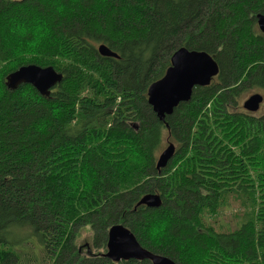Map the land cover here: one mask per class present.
I'll use <instances>...</instances> for the list:
<instances>
[{
	"label": "trees",
	"instance_id": "trees-1",
	"mask_svg": "<svg viewBox=\"0 0 264 264\" xmlns=\"http://www.w3.org/2000/svg\"><path fill=\"white\" fill-rule=\"evenodd\" d=\"M258 14L264 0H0V264H152L104 257L114 225L176 264H264V115L238 104L264 91ZM183 47L219 71L161 122L148 89ZM28 65L64 78L49 97L8 90ZM147 194L161 207H137ZM233 198L241 226L218 233Z\"/></svg>",
	"mask_w": 264,
	"mask_h": 264
},
{
	"label": "water",
	"instance_id": "water-1",
	"mask_svg": "<svg viewBox=\"0 0 264 264\" xmlns=\"http://www.w3.org/2000/svg\"><path fill=\"white\" fill-rule=\"evenodd\" d=\"M257 24L264 34V15L257 16ZM99 53L104 57H118L105 46L99 48ZM218 71L217 63L207 53L181 48L173 54L171 67L167 70L165 77L150 86L148 103L158 119L164 122L165 118L171 116L181 103H187L191 100L195 87L208 86ZM61 80L62 75L56 73L51 67L43 69L28 65L8 75L6 86L10 90H16L20 84L29 83L40 95L47 97L50 95L51 88L55 87ZM262 101L263 97L255 94L244 103V109L255 113L259 110ZM174 152V146L169 145L158 160L157 170L167 166ZM141 205L152 209L160 208L162 201L158 195L150 194L141 199L138 206ZM104 257L114 263L129 260H149L152 264H175L168 258L143 249L135 236L122 225H115L109 230L107 252Z\"/></svg>",
	"mask_w": 264,
	"mask_h": 264
},
{
	"label": "rangeland",
	"instance_id": "rangeland-1",
	"mask_svg": "<svg viewBox=\"0 0 264 264\" xmlns=\"http://www.w3.org/2000/svg\"><path fill=\"white\" fill-rule=\"evenodd\" d=\"M254 94H260V95L263 96V103L260 105L259 111L256 112V113H251L254 116L260 117V115H264V91H261V90H251L250 92H246L240 98L238 104H239V107H240V111H241V108H242V110L244 112L249 113L246 110H244L243 104H244V102L251 95H254ZM169 144H173L174 146H176L173 143V141H171L169 139V137H167V134H165V138H164L163 145H162V147H161V149H160V151H159V153L157 154V157H156L157 158L156 159V162H157L160 154L168 147ZM156 162H155V165H156ZM228 202H229V204H228ZM227 204H228V206L223 207L221 209V211L219 212V215L221 216L222 219L218 220L216 218H212V219L208 220V223L209 224H212L211 226H213L214 223H215V221L218 220V224H216L215 226H213V227H215V229H216V231L218 233L233 232V231L237 230L238 228H240V226H241V225L240 226L238 225L239 222H240L239 214L238 213H239V209L240 208H243V205L242 206L239 205L238 200H236L234 198L233 199H230V201L228 199L227 200ZM91 237H92V234L90 233L89 230L85 229L82 232L80 239H78V241H77V245H78L79 250L83 251V249L85 250L86 247H90Z\"/></svg>",
	"mask_w": 264,
	"mask_h": 264
},
{
	"label": "bare ground",
	"instance_id": "bare-ground-1",
	"mask_svg": "<svg viewBox=\"0 0 264 264\" xmlns=\"http://www.w3.org/2000/svg\"><path fill=\"white\" fill-rule=\"evenodd\" d=\"M20 1H22V0H20ZM23 1H25V0H23ZM258 15H262V14H258ZM258 15H257V16H258ZM257 16H256V19H257ZM257 27H258V24H257ZM258 29H259V27H258ZM259 30H260V29H259ZM260 32H261V31H260ZM261 33H262V32H261ZM262 34H263V33H262ZM263 35H264V34H263ZM101 46H105V45H101ZM101 46H99V48H100ZM105 47H106L107 49H109L107 46H105ZM99 48H98V52H99ZM183 48H184V47H183ZM180 49H181V48H180ZM109 50H110V49H109ZM178 50H179V49H178ZM178 50H177V51H178ZM187 50H188V49H187ZM110 51H111V50H110ZM189 51H190V50H189ZM99 54H100V53H99ZM100 55H101V54H100ZM101 56H102V55H101ZM172 56H173V55H172ZM103 57H104V56H103ZM110 58H111V57H110ZM171 58H172V57H171ZM115 59H118V57L115 58ZM170 62H171V59H170ZM34 66H36V65H34ZM23 67H25V66H23ZM38 67H39V66H38ZM20 68H21V67H20ZM20 68H19V69H20ZM40 68H41V67H40ZM45 68H48V67H45ZM45 68H43V69H45ZM51 68H52V67H51ZM53 70H54V69H53ZM16 71H17V70H16ZM54 71H55V70H54ZM14 72H15V71H14ZM55 72H56V71H55ZM56 73H58V72H56ZM58 74H61V73H58ZM217 74H218V73H217ZM9 75H10V74H9ZM61 75H62V74H61ZM164 77H165V76H164ZM214 77H215V76H214ZM214 77H213V78H214ZM6 78H7V77H6ZM63 78H64V77H63V75H62V80H63ZM213 78H212V79H213ZM62 80H61V82H62ZM6 82H7V81H6ZM61 82L57 83L56 86H58ZM21 85H30V84H29V83H22V84H20V86H21ZM20 86H19V87H20ZM30 86H32V85H30ZM56 86H55V87H56ZM19 87H18V88H19ZM32 87H33V86H32ZM55 87L51 88V90H50V94H51V91H52ZM18 88H17V89H18ZM33 88H34V87H33ZM149 88H150V87H149ZM195 88H196V87H195ZM195 88H194V89H195ZM7 89H8V88H7ZM34 89H35V88H34ZM194 89H193V90H194ZM8 90H10V89H8ZM35 90H36V89H35ZM10 91H14V90H10ZM36 91H37V90H36ZM148 91H149V89H148ZM37 92H38V91H37ZM192 93H193V92H192ZM254 95H255V94H254ZM259 95H260V94H259ZM41 96H42V95H41ZM49 96H50V95H49ZM49 96H47V97H49ZM251 96H253V95H251ZM251 96H250V97H251ZM261 96H262V95H261ZM42 97H46V96H42ZM250 97H249V98H250ZM262 97H263V96H262ZM249 98H248V99H249ZM148 99H149V97H148ZM191 99H192V97H191ZM248 99H247V100H248ZM247 100H246V101H247ZM190 101H191V100H190ZM190 101H189V102H190ZM246 101H245V102H246ZM245 102H244V103H245ZM187 103H188V102H187ZM262 103H263V101H262ZM262 103H261V104H262ZM148 104H149V103H148ZM181 104H183V103H181ZM181 104H180V105H181ZM261 104H260V105H261ZM180 105H179V106H180ZM179 106H178V107H179ZM150 107H151V106H150ZM178 107H177V108H178ZM151 108H152V107H151ZM243 108H244V104H243ZM259 109H260V108H259ZM152 110H153V108H152ZM244 110H246V109H244ZM174 111H175V110H174ZM246 111H247V110H246ZM258 111H259V110H258ZM258 111H257V112H258ZM153 112H154V111H153ZM247 112H249V111H247ZM173 113H174V112H173ZM249 113H252V112H249ZM255 113H256V112H255ZM156 116H157V115H156ZM167 117H169V116H167ZM157 118H158V117H157ZM165 119H166V118H165ZM158 120H159V119H158ZM159 121H160V120H159ZM161 122H162V121H161ZM169 145H173V144H169ZM169 145H168V146H169ZM173 146H174V145H173ZM167 148H168V147H167ZM167 148H166V149H167ZM174 148H175V146H174ZM166 149H165V150H166ZM165 150H164V151H165ZM164 151H163V152H164ZM163 152H162V153H163ZM175 152H176V148H175ZM175 152H174L173 157H172V158L170 159V161L168 162L167 166L169 165V163L171 162V160L174 158V156H175ZM162 153H161V154H162ZM161 154H160V156H161ZM160 156H159V158H160ZM159 158H158V160H159ZM158 160H157V162H156L155 167L157 166ZM167 166H166V167H167ZM166 167H165V168H166ZM165 168H163V169H165ZM163 169H161V170H163ZM156 170H157V168H156ZM161 170H158L159 173L161 172ZM147 195H150V194H147ZM153 195H158V194H153ZM144 196H146V195H144ZM144 196H143V197H144ZM158 196H159V195H158ZM143 197H142V198H143ZM159 197H160V196H159ZM142 198H141V199H142ZM160 198H161V197H160ZM141 199H140V201H141ZM140 201H139V202H140ZM161 201H162V199H161ZM139 202L137 203V207H139V206H138ZM141 206H145V205H141ZM145 207H147V206H145ZM147 208H148V207H147ZM149 209H152V208H149ZM154 209H158V208H154ZM114 226H115V225H114ZM122 226H123V225H122ZM112 227H113V226H112ZM112 227H111V228H112ZM111 228H110V229H111ZM125 228H126V227H125ZM110 229H109V230H110ZM126 229H127V228H126ZM128 230H129V229H128ZM129 231H130V230H129ZM130 232H131V231H130ZM108 233H109V231H108ZM132 234H133V233H132ZM135 238H136V237H135ZM136 240H137V239H136ZM137 242H138V241H137ZM107 243H108V238H107ZM138 243H139V242H138ZM139 245H140V244H139ZM140 246H141V245H140ZM141 247H142V246H141ZM142 248H143V247H142ZM143 249H144V248H143ZM106 252H107V244H106ZM106 252H105V253H106ZM165 258H166V257H165ZM168 259H169V258H168ZM170 260H171V259H170ZM110 261H111V260H110ZM148 261H149V260H148ZM173 262H174V261H173ZM174 263H175V262H174ZM175 264H176V263H175Z\"/></svg>",
	"mask_w": 264,
	"mask_h": 264
}]
</instances>
